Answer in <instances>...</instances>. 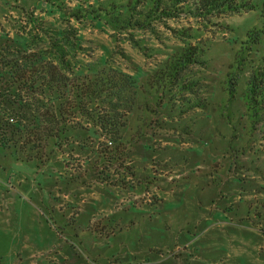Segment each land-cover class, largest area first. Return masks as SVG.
<instances>
[{"label":"trees","instance_id":"trees-1","mask_svg":"<svg viewBox=\"0 0 264 264\" xmlns=\"http://www.w3.org/2000/svg\"><path fill=\"white\" fill-rule=\"evenodd\" d=\"M51 1L57 3L49 5L60 12L69 30L52 37L46 30V47L28 49L19 41L0 37L2 153L37 172L58 174L65 190L91 182L111 183V172L120 176L117 180L123 186L127 177L139 182L135 168L156 157L175 155L181 164L204 159L203 154L183 153L162 144L155 149L151 141L161 131L174 139L165 143L188 137L202 141L213 156H231V161L208 159L206 163L219 192H224V183L229 191H240V197L256 187L241 178L227 182L234 167L257 171L264 181V166L256 170L255 159L242 160L257 129L264 125V0H93L74 8L63 0ZM253 13L257 20L226 43L225 61L216 70L220 78L212 77L213 41H201L199 33L221 27L236 33L234 26L219 20ZM84 20L103 22L119 32L155 33L157 27H164L182 46L172 47L155 68L138 78L105 63L76 65L71 52L78 46L70 22ZM169 21L176 26H169ZM128 36L138 47L139 41ZM196 68L208 76L199 77ZM203 81H207L206 89L200 86ZM217 139L227 140L229 153L223 155ZM50 180L46 183L53 187L57 180ZM180 181L188 192L178 198L184 205L186 197L193 201L202 190L190 177ZM258 195L263 197L240 198L235 211H223L263 223L264 185Z\"/></svg>","mask_w":264,"mask_h":264},{"label":"rangeland","instance_id":"rangeland-1","mask_svg":"<svg viewBox=\"0 0 264 264\" xmlns=\"http://www.w3.org/2000/svg\"><path fill=\"white\" fill-rule=\"evenodd\" d=\"M85 1L93 3V0H63L70 8ZM49 4L57 5L51 0H0V37L12 38L28 49L46 47L49 36L46 30L51 37L69 30L60 12ZM256 17L257 14L253 13L219 20L234 26L236 33L224 27L199 33L201 41H213L209 56L212 77L220 78L216 70L225 61L226 43L256 21ZM167 24L176 26L172 21ZM70 26L75 30V44L78 46L71 52L76 65L105 63L135 78L155 68L172 47L182 46L164 27H157L155 33L119 32L103 22L92 20L71 21ZM128 35L139 41L138 47L133 45ZM194 71L200 72L199 77L209 74L200 68ZM200 86L206 89L207 81ZM218 123L224 126L223 120L219 119ZM257 131V137L246 148L242 160L255 159L253 166L262 170L264 125ZM156 134L159 137L151 141L155 149L162 144L183 153L193 151L203 154L201 158L205 161L181 164L175 155L156 157L135 168L141 176L139 182L127 177L123 186L117 180L120 176L115 177V173L111 172L114 175L109 174L111 183L91 182L65 190L63 181L57 179L58 174L46 170L37 172L0 153V183L5 187L8 198V193L12 197L17 195L19 209L23 203L33 208L32 214L26 216L35 221L33 226L38 233L33 234L41 235L44 241L60 238L59 245L65 251H70L71 243L64 241V236L68 241L79 238V241L75 240L78 259L74 264H264V222L223 211H235L240 198L250 201L262 198L258 195L259 188L264 185L260 174L248 168L234 167V174L227 182L241 178L248 186L256 187L243 191L245 196L240 197V191H229L224 183V192H219L206 163L208 159L221 163L230 160L231 156H213L198 139L184 137L179 143H165L174 140L167 137L171 133L158 131ZM216 145L219 149L224 148L223 155L229 153L226 139H217ZM135 159L138 160L137 157ZM72 174L75 173L70 172V176ZM61 177L66 179L62 174ZM184 177L197 182L202 191L193 197V201L186 197L182 205L178 198L180 194L188 193L187 188L181 186L180 179ZM49 179H56L57 183L51 187L46 183ZM5 192L0 196V209L9 200ZM118 226L129 229L124 227L121 230ZM156 227H159L157 232L151 230ZM27 229L30 232L29 226ZM94 231L96 235H93ZM114 236L119 237L115 240ZM148 238L156 240L157 245L153 247ZM148 246L153 248L148 250ZM48 250L47 255L54 257L56 248L49 247Z\"/></svg>","mask_w":264,"mask_h":264},{"label":"crops","instance_id":"crops-1","mask_svg":"<svg viewBox=\"0 0 264 264\" xmlns=\"http://www.w3.org/2000/svg\"><path fill=\"white\" fill-rule=\"evenodd\" d=\"M0 153L2 152L0 151ZM2 192H5V187L0 183V196ZM8 194L10 195L9 198L5 192V197L9 200L4 205L5 207L0 209V264H74L78 259L76 257L77 246L75 240L77 241L79 238L68 241L67 237L64 236L63 240L71 243L69 245L70 251L61 249L59 245L60 238L56 236L57 240L53 238L51 241H44L41 235L33 234V232H37L33 226L35 221L26 217L32 214L33 208L31 205L23 203L24 206L22 205L19 209L17 207L19 204L17 195L12 197L11 193ZM45 224L49 226L46 220ZM28 226L31 228L30 232L27 229ZM114 237L116 240L119 236ZM148 239L153 247L157 245L156 240ZM49 247L56 248L54 257L47 255ZM151 248L148 246L147 249Z\"/></svg>","mask_w":264,"mask_h":264}]
</instances>
